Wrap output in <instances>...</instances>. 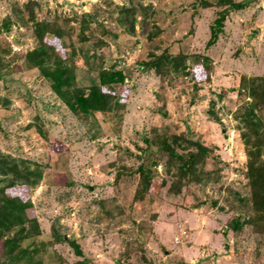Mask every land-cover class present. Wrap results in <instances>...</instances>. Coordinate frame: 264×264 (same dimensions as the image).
<instances>
[{
  "label": "rangeland",
  "instance_id": "rangeland-1",
  "mask_svg": "<svg viewBox=\"0 0 264 264\" xmlns=\"http://www.w3.org/2000/svg\"><path fill=\"white\" fill-rule=\"evenodd\" d=\"M245 1L0 0V150L45 170L41 186L25 192L41 233L25 240L31 253L18 264H264V234L230 227L244 215L235 193L251 195L240 115L251 101L243 78L264 79V0L248 2L237 36L221 33V48L208 45L227 3ZM40 22L51 25L56 54L86 94L101 85L104 70L123 72L124 83L104 92L103 110L74 114L30 68ZM165 50L187 55L192 74L158 75L145 65ZM164 135L213 151L209 183L184 180L181 191L173 189L175 172L159 161L156 178L143 186L137 168L161 158L147 140ZM179 226L189 238L176 243ZM54 231L83 255L70 242L56 243Z\"/></svg>",
  "mask_w": 264,
  "mask_h": 264
},
{
  "label": "trees",
  "instance_id": "trees-1",
  "mask_svg": "<svg viewBox=\"0 0 264 264\" xmlns=\"http://www.w3.org/2000/svg\"><path fill=\"white\" fill-rule=\"evenodd\" d=\"M219 6H224V0H218ZM249 0L248 2H250ZM248 2H229L215 21L212 27V37L208 45L212 46L218 41V35L224 30L225 23L230 14L234 11L245 9ZM144 12L149 9L143 8ZM122 14L129 13L130 10L123 8ZM151 15V14H149ZM147 14V17H149ZM87 17H91L87 15ZM138 19L132 24L133 29ZM146 21V16L142 18V23ZM121 23L122 20H121ZM49 33H54L51 25L47 22L35 24V34L38 39V47L29 53L27 62L30 68H39L44 77L52 85L53 91L62 99L67 107L74 114H88L97 110H103L104 92L108 86H119L124 83L125 76L122 71L104 70L100 76L101 85L93 88L90 94H86L82 88L76 86L75 77L71 71L73 67L70 62L63 60L56 54V47L48 38ZM58 33V32H57ZM59 36V34H57ZM57 36V37H58ZM151 41L153 35H149ZM61 39V36L58 37ZM151 62L145 64L150 70L158 75L162 73H187L190 74L188 56L182 54H171L164 51L160 56L152 54ZM190 71V72H189ZM192 74V72H191ZM242 91L251 100L244 105V111L240 115V120L249 132L244 134L247 140V153L249 162L247 166V177L251 188L250 197L244 198L239 193H235L236 201L241 206L240 215L235 218L230 227L238 233L244 227H252L257 233L264 234V162H261V148L263 141L260 133L264 130V122L260 113L264 112V79L260 77L243 78ZM255 137L256 143L252 142ZM264 139V135L262 136ZM166 135L149 141L148 144H155L161 158H154L151 164H144L137 168L144 183V187L151 185L156 178L159 161H163V167L168 174H174L172 188L181 191L184 180L188 182L209 183L210 173L206 172L209 161L216 160L213 151L207 146L194 141ZM183 142L186 143L183 145ZM257 150V151H256ZM181 151V152H180ZM166 159V160H165ZM165 160V161H164ZM45 178L44 167L31 160L23 158H13L4 154L0 150V264H18L30 256V250L23 249L25 240L33 238L41 233V226L36 217H32L31 212L34 208L32 199L27 196V191L41 186ZM23 188L21 195L13 194L12 190ZM143 189L139 192L142 193ZM54 241L56 243L70 242L76 254L82 256V251L76 242L66 240L54 231ZM88 263V260L82 261Z\"/></svg>",
  "mask_w": 264,
  "mask_h": 264
},
{
  "label": "crops",
  "instance_id": "crops-1",
  "mask_svg": "<svg viewBox=\"0 0 264 264\" xmlns=\"http://www.w3.org/2000/svg\"><path fill=\"white\" fill-rule=\"evenodd\" d=\"M248 11H249V8L248 7H246L245 9H242V11L241 12H238V11H234V12H232L231 14H230V16L227 18L228 20H227V22L225 23V26L227 27H224V30L225 31H223L222 33H223V35H224V37H225V40H228L230 37H232V34H236V32L238 31V30H240L241 28L237 25L238 24V22H239V20H242V22H244L245 21V19L244 18H242L241 17V15L240 14H242L243 12H244V14L245 13H247L248 14ZM249 15V14H248ZM241 17V18H240ZM240 24V23H239ZM238 26V27H237ZM236 36H237V34H236ZM223 39L221 38V39H219V41H218V43H217V48L219 49V48H221L220 46H222L223 45Z\"/></svg>",
  "mask_w": 264,
  "mask_h": 264
},
{
  "label": "built area",
  "instance_id": "built-area-1",
  "mask_svg": "<svg viewBox=\"0 0 264 264\" xmlns=\"http://www.w3.org/2000/svg\"><path fill=\"white\" fill-rule=\"evenodd\" d=\"M179 230H180V234H179V236H177L175 238L176 243H180L182 241V239L186 240L189 238V235H188V232L186 229L184 230V228L182 226H179Z\"/></svg>",
  "mask_w": 264,
  "mask_h": 264
}]
</instances>
